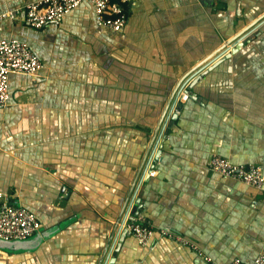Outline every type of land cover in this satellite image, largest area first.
I'll use <instances>...</instances> for the list:
<instances>
[{
  "label": "crops",
  "instance_id": "1",
  "mask_svg": "<svg viewBox=\"0 0 264 264\" xmlns=\"http://www.w3.org/2000/svg\"><path fill=\"white\" fill-rule=\"evenodd\" d=\"M30 1L0 0V12ZM112 3L127 14L118 32L97 24L88 1L42 28L23 13L1 23L0 38L26 39L44 67L10 75L0 112V191L41 222L25 241H0V264L254 261L264 186L209 160L264 171V0ZM125 218L151 222V246L120 229Z\"/></svg>",
  "mask_w": 264,
  "mask_h": 264
},
{
  "label": "built area",
  "instance_id": "2",
  "mask_svg": "<svg viewBox=\"0 0 264 264\" xmlns=\"http://www.w3.org/2000/svg\"><path fill=\"white\" fill-rule=\"evenodd\" d=\"M88 1L94 7L96 22L100 27L118 32L127 22V14L119 3L111 0H33L22 7L8 8L0 12V26L5 19H15L20 13L24 14L25 22L34 28L60 21L72 9ZM135 4L136 0H120ZM41 58L34 52L29 42L18 36L0 38V112L10 100V75L12 73L37 75L43 69ZM188 91L183 95L187 100ZM209 167L220 175L242 181L251 186H264V171L256 164H235L228 158L213 154ZM156 170L150 174L154 175ZM124 230L130 232L142 246H151L157 230L146 218H126L122 224ZM41 228V222L34 212L22 205L15 194L0 191V239L5 241L24 240ZM158 233L175 237L183 244H189L184 237L173 234L169 229H160ZM197 249V246H194ZM205 261L212 258L197 249ZM230 264H264V254H259L254 261L245 262L235 257Z\"/></svg>",
  "mask_w": 264,
  "mask_h": 264
},
{
  "label": "water",
  "instance_id": "3",
  "mask_svg": "<svg viewBox=\"0 0 264 264\" xmlns=\"http://www.w3.org/2000/svg\"><path fill=\"white\" fill-rule=\"evenodd\" d=\"M243 33L241 32V33H239L238 35H236V37H234V38H232L230 41H228L225 45H223L222 47H221V49H219L218 51H216L215 53H213L209 58H207V59H205L201 64H199V65H197L196 67H194L193 69H192V71H190V73H188V75L185 77V78H187L188 76H190V75H192L194 72H196L198 69H200L201 68V66L205 63V62H207L209 59H211L212 57H214V55H217L219 52H221V51H223V50H225L226 48H227V45L228 44H230V43H232L233 41H235L238 37H240L241 35H242ZM235 50V49H234ZM233 50V51H234ZM201 72V70L200 71H198L195 75H193L192 77H194V76H196L195 78H194V81H193V83H196L198 80H199V73ZM191 77V78H192ZM191 87V86H190ZM177 91V90H176ZM176 91H175V93H176ZM175 106V105H174ZM175 115H176V111H174L173 112V117H175ZM160 154V153H159ZM159 154L158 153H156V155H155V160H156V158L159 156ZM146 168V167H145ZM139 204V200H137V205ZM134 214H135V212H133ZM137 215V214H136ZM126 219V218H125ZM125 219H124V221H125ZM121 221V220H120ZM119 221V222H120ZM123 221V220H122ZM123 221V222H124ZM123 224V223H122ZM120 229H123V227L122 226H120ZM126 231V230H125ZM37 233V232H36ZM126 233H128V234H131L130 232H128V231H126ZM37 234H39V233H37ZM39 236V235H38ZM25 240H27V239H24V240H10V241H5V240H1L0 239V241L1 242H6V243H10V242H13V241H25ZM113 262H114V260H110V262H109V264H113Z\"/></svg>",
  "mask_w": 264,
  "mask_h": 264
},
{
  "label": "trees",
  "instance_id": "4",
  "mask_svg": "<svg viewBox=\"0 0 264 264\" xmlns=\"http://www.w3.org/2000/svg\"><path fill=\"white\" fill-rule=\"evenodd\" d=\"M112 2H117V0H111Z\"/></svg>",
  "mask_w": 264,
  "mask_h": 264
}]
</instances>
